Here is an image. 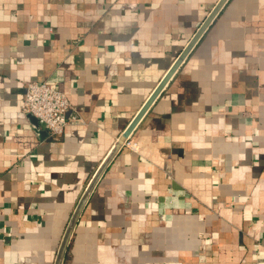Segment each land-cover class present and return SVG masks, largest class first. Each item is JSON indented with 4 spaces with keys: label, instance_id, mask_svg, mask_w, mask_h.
Listing matches in <instances>:
<instances>
[{
    "label": "crops",
    "instance_id": "crops-1",
    "mask_svg": "<svg viewBox=\"0 0 264 264\" xmlns=\"http://www.w3.org/2000/svg\"><path fill=\"white\" fill-rule=\"evenodd\" d=\"M218 0H0V264H55L119 137ZM58 80L59 137L22 110ZM63 264H264V0H228L95 185Z\"/></svg>",
    "mask_w": 264,
    "mask_h": 264
},
{
    "label": "water",
    "instance_id": "water-1",
    "mask_svg": "<svg viewBox=\"0 0 264 264\" xmlns=\"http://www.w3.org/2000/svg\"><path fill=\"white\" fill-rule=\"evenodd\" d=\"M228 0H218V2L215 4V6L211 9L209 14L206 16L204 21L201 23V25L198 27L197 31L194 33V35L191 37L185 48L182 50L180 55L177 57L175 62L172 64V66L169 68V70L166 72L160 83L157 85V87L154 89L150 97L147 99V101L144 103L142 108L138 111L136 116L133 118V120L130 122L128 127L125 129V131L122 133V135L119 137L118 141L115 143L114 147L111 149L107 157L104 159L92 179L90 180L74 214L73 217L66 229V232L64 234V237L62 239L61 245L58 250L57 258L55 261V264H63L65 255L68 249V246L70 244L75 226L79 220V217L85 207V204L90 197L95 185L97 184L98 180L100 179L101 175L107 168L108 164L114 157V155L117 153V151L120 149V147L123 145V143L127 140V138L130 136V134L133 132L136 125L139 123V121L142 119V117L145 115V113L148 111L150 106L153 104V102L156 100V98L160 95L164 87L167 85V83L171 80L173 75L176 73L180 65L183 63V61L186 59V57L189 55V53L192 51V49L195 47V45L198 43V41L201 39L205 31L208 29V27L211 25V23L214 21V19L218 16V14L221 12L223 7L226 5ZM37 122L36 125H39L38 119L31 115Z\"/></svg>",
    "mask_w": 264,
    "mask_h": 264
},
{
    "label": "built area",
    "instance_id": "built-area-1",
    "mask_svg": "<svg viewBox=\"0 0 264 264\" xmlns=\"http://www.w3.org/2000/svg\"><path fill=\"white\" fill-rule=\"evenodd\" d=\"M22 110L35 116L53 137L62 135L71 121L80 120L58 80L28 82Z\"/></svg>",
    "mask_w": 264,
    "mask_h": 264
}]
</instances>
